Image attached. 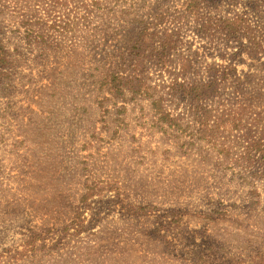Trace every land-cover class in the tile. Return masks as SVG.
<instances>
[{
  "label": "rangeland",
  "instance_id": "1",
  "mask_svg": "<svg viewBox=\"0 0 264 264\" xmlns=\"http://www.w3.org/2000/svg\"><path fill=\"white\" fill-rule=\"evenodd\" d=\"M160 2L148 0L140 13L153 19ZM89 3L69 0L68 11ZM114 6L81 11L63 23L67 30L42 11L35 32L8 12L0 34L13 62L0 82V264H264V162L245 154L243 140L260 128L253 111L264 107L261 91L238 99L242 87L227 88L222 107L243 113V125L223 130L225 146L212 145L194 103L172 85L178 70L122 48L137 31L118 32L123 22L106 9ZM185 37L203 51L199 36ZM220 56L207 51L205 61ZM130 58L146 62L118 67L142 79L141 87L134 81L140 93L111 97L100 79ZM257 66L237 68L246 75Z\"/></svg>",
  "mask_w": 264,
  "mask_h": 264
},
{
  "label": "trees",
  "instance_id": "2",
  "mask_svg": "<svg viewBox=\"0 0 264 264\" xmlns=\"http://www.w3.org/2000/svg\"><path fill=\"white\" fill-rule=\"evenodd\" d=\"M66 1L64 4L59 0H52L49 4L46 0L16 1L12 11L14 0H0V34L9 11L13 17L16 13L21 16V23L28 32L36 31V21L45 15L44 12L61 26V30H67L63 23L74 22L73 16H79L81 11H84L85 16L92 15L96 14L95 7L100 10L105 4L114 3V7L106 9L112 13L113 19L123 22L124 26L118 32L137 31L136 39L122 48L129 53L143 54L145 58L153 60L149 64L156 63L167 72H170L169 68L178 70L172 85L184 98L194 103L191 110L199 129L212 145L225 146L226 141L221 139L223 130L228 126L240 129L243 125V113L228 110L226 105L222 107L221 102L225 101L223 96L231 94L227 92L228 87L236 85V90L242 87L236 94L238 99L244 96L245 90L258 89L261 91L257 94L258 101L264 102V0H162L153 19H147L146 14L140 13V9L145 7L143 3L148 0H91L84 10L77 8L75 14L68 11L69 0ZM189 30L205 41L203 51L199 48L192 50V43L189 44L185 37ZM224 41L238 49L233 52L221 50L220 43ZM8 47L0 39V82L9 77V68L13 66ZM207 51L214 55L220 53L223 62L206 63ZM140 63L146 65L145 59L130 58L113 68L114 71H108L100 79L103 90L114 98L124 96L127 89L139 94L142 79L119 68ZM239 64L258 65L261 69L240 75L237 68ZM190 71L194 74L192 82L186 78ZM181 77H184L182 82L178 80ZM134 81L140 82L138 89ZM253 112L259 116L256 119L261 125L253 137L243 135L245 154L252 155L253 151V157L257 156L259 162L263 163L264 107ZM232 114L235 115L229 118ZM163 116L161 119L172 128H183L180 119L171 118L169 114Z\"/></svg>",
  "mask_w": 264,
  "mask_h": 264
}]
</instances>
